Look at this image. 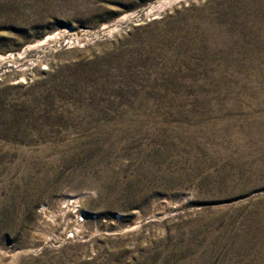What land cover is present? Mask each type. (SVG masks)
Returning a JSON list of instances; mask_svg holds the SVG:
<instances>
[{"label": "rangeland", "instance_id": "obj_1", "mask_svg": "<svg viewBox=\"0 0 264 264\" xmlns=\"http://www.w3.org/2000/svg\"><path fill=\"white\" fill-rule=\"evenodd\" d=\"M0 264H264V0H0Z\"/></svg>", "mask_w": 264, "mask_h": 264}]
</instances>
